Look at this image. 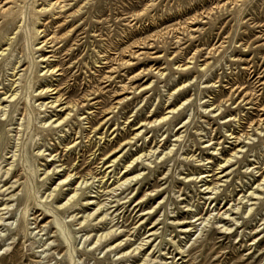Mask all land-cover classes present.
Masks as SVG:
<instances>
[{
    "label": "rangeland",
    "instance_id": "rangeland-1",
    "mask_svg": "<svg viewBox=\"0 0 264 264\" xmlns=\"http://www.w3.org/2000/svg\"><path fill=\"white\" fill-rule=\"evenodd\" d=\"M0 264H264V0H0Z\"/></svg>",
    "mask_w": 264,
    "mask_h": 264
},
{
    "label": "bare ground",
    "instance_id": "bare-ground-1",
    "mask_svg": "<svg viewBox=\"0 0 264 264\" xmlns=\"http://www.w3.org/2000/svg\"><path fill=\"white\" fill-rule=\"evenodd\" d=\"M62 1V0H61ZM49 4V3H48ZM61 4H62V2H61ZM2 54V53H1ZM56 70V69H55ZM49 71V70H48ZM48 90V89H47ZM59 93V92H58ZM15 97V96H14ZM62 98V97H61ZM12 99H14V98H12ZM59 99V98H58ZM62 100V99H61ZM73 106V105H72ZM63 109V108H62ZM168 117H164L163 119H161L160 121H164V120H166ZM61 123H63V122H57V125L58 126H60L61 125ZM156 123V122H155ZM168 154H171V150L169 151V153L167 152V153H165V155L164 156H167ZM140 158H138L137 160H139ZM227 163H228V161H227ZM71 176H69V177H67L66 179H64V180H62L61 181V183L62 184H64L67 180H69V178H70ZM87 184V182H81V184ZM84 186V185H83ZM77 195H78V193H77V190L74 192V194H72L70 197H69V199H68V201L65 203V205H67V204H69L71 201H73V200H75L76 198H77ZM50 196H52V195H50ZM254 196H259L258 194H254L253 193V197ZM256 198V197H255ZM254 198V199H255ZM93 203H89V205H92ZM64 205V206H65ZM63 207V206H62ZM250 211V210H249ZM99 239V238H98Z\"/></svg>",
    "mask_w": 264,
    "mask_h": 264
}]
</instances>
